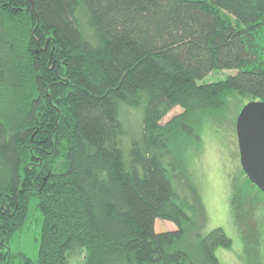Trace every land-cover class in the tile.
Here are the masks:
<instances>
[{"label":"trees","instance_id":"obj_1","mask_svg":"<svg viewBox=\"0 0 264 264\" xmlns=\"http://www.w3.org/2000/svg\"><path fill=\"white\" fill-rule=\"evenodd\" d=\"M233 96L264 100V0H0V264H221L174 167Z\"/></svg>","mask_w":264,"mask_h":264},{"label":"rangeland","instance_id":"obj_2","mask_svg":"<svg viewBox=\"0 0 264 264\" xmlns=\"http://www.w3.org/2000/svg\"><path fill=\"white\" fill-rule=\"evenodd\" d=\"M233 74H236V71H216L203 82L216 84ZM244 103L245 100L237 96L230 97L224 104L223 110L207 125L208 119H202L201 126L204 124L206 126L200 129L202 137L198 136L200 141L198 145L193 140L183 137L178 145L180 149L175 154L182 158L177 167H174V172L178 176L176 185L180 193L188 199L191 195L196 200L201 197L198 208L202 210V214L196 211L199 221L197 228L203 234L222 228L233 240L230 249L217 251L221 264H264V195L259 194L260 201L256 203L255 208L252 206L250 211V207L244 206L241 199L243 194H238V192L248 193L246 185L251 181L240 162L236 128L239 110ZM182 112L181 108H175L167 115L163 124ZM259 192L264 194L260 189ZM234 193L235 200L232 199ZM256 196L255 194L254 197ZM239 205L245 209L247 207L250 214L243 212ZM35 206L37 201H33L30 207L31 220L34 224ZM236 207L239 210L238 212L235 210L234 213ZM177 228L173 222L156 221L157 232H167ZM39 233V229H36L35 233L27 232L15 237L11 248L13 251H24L35 258L40 248ZM255 233L260 237L252 238Z\"/></svg>","mask_w":264,"mask_h":264},{"label":"water","instance_id":"obj_3","mask_svg":"<svg viewBox=\"0 0 264 264\" xmlns=\"http://www.w3.org/2000/svg\"><path fill=\"white\" fill-rule=\"evenodd\" d=\"M236 128L242 168L264 192V101L246 103L238 114Z\"/></svg>","mask_w":264,"mask_h":264},{"label":"flooded vegetation","instance_id":"obj_4","mask_svg":"<svg viewBox=\"0 0 264 264\" xmlns=\"http://www.w3.org/2000/svg\"><path fill=\"white\" fill-rule=\"evenodd\" d=\"M260 236L258 235V233H255V235L252 238H259Z\"/></svg>","mask_w":264,"mask_h":264}]
</instances>
